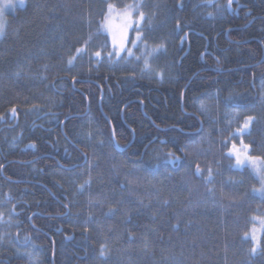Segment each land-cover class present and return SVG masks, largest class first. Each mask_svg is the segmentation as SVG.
Returning <instances> with one entry per match:
<instances>
[{
  "label": "trees",
  "instance_id": "16d2710c",
  "mask_svg": "<svg viewBox=\"0 0 264 264\" xmlns=\"http://www.w3.org/2000/svg\"><path fill=\"white\" fill-rule=\"evenodd\" d=\"M141 1L147 43L166 49L150 75L108 68L101 48L107 3L133 0H27L6 16L0 214L15 213L0 264H264L245 239L264 218L259 182L228 156L252 117L243 145L264 158V0H233L222 17L208 0ZM109 122L131 148L116 150ZM167 153L179 161L153 171Z\"/></svg>",
  "mask_w": 264,
  "mask_h": 264
},
{
  "label": "snow or ice",
  "instance_id": "6c2138e0",
  "mask_svg": "<svg viewBox=\"0 0 264 264\" xmlns=\"http://www.w3.org/2000/svg\"><path fill=\"white\" fill-rule=\"evenodd\" d=\"M208 3L211 4L212 7L216 8L215 15L218 17H222L228 12L238 11V9L232 7L233 0H228L225 5H217L215 0H208ZM17 4L19 6H24L25 0H16L15 3L13 0H4L3 3H0V39L7 35V25L6 21L3 19L5 13L9 8L15 9ZM142 7H144V5L141 2H138V0H133L132 3L121 5L108 2L105 11L102 12V20L98 25V32L104 35V43L101 48L106 50L104 58L109 64L129 67L134 62L142 63L144 65L142 75H150L156 74L150 65V61L154 63L159 58V55L165 52L166 49L163 43L157 46H150L147 43L149 36L145 35V32L147 31L148 33H151L152 28L150 26L147 28L145 27V24L147 23L150 25L151 21L150 18L146 21L145 13L141 10ZM240 7L243 8L244 5H241ZM209 15L211 16L212 14L209 13ZM76 53L77 56H80L81 58L88 55L86 48H78L76 49ZM137 53H139V55H137ZM92 55L95 57L97 64H99L102 59V50H97ZM74 60H76L75 56L69 59L68 70H71V68L74 67ZM203 107L204 106L201 105V108ZM15 111L16 109L13 108L12 113L14 114ZM251 121L252 117H248L242 127L233 133L234 136L241 137L240 142L242 145V136L248 130ZM112 145L119 150V145L116 143L114 138L112 140ZM28 148H35V144H29ZM249 149L250 145H243L242 148H238L236 143L233 141L228 156L229 158L235 160L234 166L236 168H247L251 170L253 178L258 180L261 185L259 189H253V192L258 193L262 198H264V158L249 155ZM158 159L159 163L152 168L153 171L162 167H167L169 164H175L179 161V157L173 155L172 153H167L163 158L158 157ZM200 171L201 170L197 165V174H200ZM209 178H211V170H209ZM84 188L85 185L80 186L81 191H83ZM7 202H11V197L8 198ZM14 213L15 205H13L9 210L8 220H4L3 215L0 214V224H11V216ZM259 224L260 231L264 233V218L259 220ZM256 231L257 229L253 227L251 233H246V235L251 236L252 241L256 245L251 249L253 254L257 252V247L259 246ZM25 243H28L27 237H25ZM260 251L264 252V248H261ZM104 253L105 249L102 246L101 255L103 256ZM23 255L29 258V264H36L34 253H24Z\"/></svg>",
  "mask_w": 264,
  "mask_h": 264
},
{
  "label": "rangeland",
  "instance_id": "374dc122",
  "mask_svg": "<svg viewBox=\"0 0 264 264\" xmlns=\"http://www.w3.org/2000/svg\"><path fill=\"white\" fill-rule=\"evenodd\" d=\"M3 2H4V0H0V3H3ZM13 2L15 3L16 0H13ZM138 2H141V3H142L141 0H138ZM26 4H27V0H25V4H24V6H19V5L17 4V7H16L15 9L9 8V9L7 10V12L5 13L4 20L6 21V16H7L8 14L14 12V11L17 10V9L24 8V7L26 6ZM105 64H106V66H107L108 68H111V67H112L111 69H113V70H120V69L125 68V67L120 66V65H112V64H109L107 61H106ZM251 124H252V121H251V123L249 124V128H248V130H247L245 133H248V132H249V130H250V128H251ZM245 133H244V134H245ZM237 147H238V148H242L243 145H240V146H237ZM230 149H231V148H230ZM248 154L250 155V150H249ZM234 165H235V163H234ZM234 168H235V169H238V168H236L235 166H234ZM260 187H261V185H260V183H259V187H258L257 189H259ZM255 195L258 196L259 198H262L258 193H255ZM260 219H262V218H260V217H255V218H253V225H252L251 230H250V232H249V233H251L253 227H255V228L257 229V231H256V237H257V241H259V246L257 247V252H256L255 254L252 253L254 256H256V255L258 254L259 250H260L261 239H262V235H263V233L260 231V224H259V220H260ZM245 239L250 240V241L252 242V244H253V247L256 246V245L254 244V242L252 241L250 235H246V236H245Z\"/></svg>",
  "mask_w": 264,
  "mask_h": 264
},
{
  "label": "flooded vegetation",
  "instance_id": "af4514ba",
  "mask_svg": "<svg viewBox=\"0 0 264 264\" xmlns=\"http://www.w3.org/2000/svg\"><path fill=\"white\" fill-rule=\"evenodd\" d=\"M2 132H8V127L7 126H5L4 128H2ZM1 144V143H0ZM8 144H7V140H6V138H4L3 137V139H2V154L0 153V158H1V156L3 155V154H5L6 153V151H7V146ZM5 167V166H4ZM4 167L3 168H1V172H0V175L3 177V169H4ZM4 178V177H3ZM61 233V232H60Z\"/></svg>",
  "mask_w": 264,
  "mask_h": 264
},
{
  "label": "water",
  "instance_id": "95a60500",
  "mask_svg": "<svg viewBox=\"0 0 264 264\" xmlns=\"http://www.w3.org/2000/svg\"><path fill=\"white\" fill-rule=\"evenodd\" d=\"M186 91V90H185ZM185 91H184V93H185ZM184 93H183V96H184ZM182 106H183V103H182ZM102 111V110H101ZM102 114H103V116L107 119V117L105 116V114H104V112L102 111ZM108 120V119H107ZM109 121V120H108ZM110 123V122H109ZM110 126H111V128H112V136H113V138L115 139V141H116V138H115V132H114V129H113V126L111 125V123H110ZM117 143V142H116ZM134 143V141L130 144V146H132V144ZM117 150V149H116ZM125 150H127V149H121V148H119V150H117V151H119V152H123V151H125ZM25 165H29V164H25ZM74 238L72 237V240H73Z\"/></svg>",
  "mask_w": 264,
  "mask_h": 264
},
{
  "label": "bare ground",
  "instance_id": "6f19581e",
  "mask_svg": "<svg viewBox=\"0 0 264 264\" xmlns=\"http://www.w3.org/2000/svg\"><path fill=\"white\" fill-rule=\"evenodd\" d=\"M4 19V18H3ZM7 23V22H6ZM4 39V38H3ZM130 67V66H129ZM112 68V67H111ZM129 69V68H128ZM135 70V69H134ZM129 72V71H128ZM86 96V95H85ZM104 99V98H103ZM47 115V114H46ZM57 120V119H56ZM129 148H131V146L129 145L126 149H129ZM30 163V162H29ZM40 185V184H39ZM6 214V213H5ZM8 215V214H7ZM6 215V216H7ZM4 216V215H3ZM9 217V216H8ZM13 217V216H12ZM8 262V261H7Z\"/></svg>",
  "mask_w": 264,
  "mask_h": 264
}]
</instances>
